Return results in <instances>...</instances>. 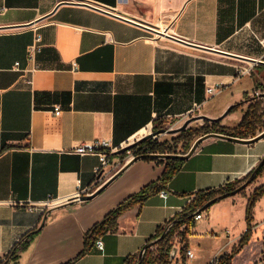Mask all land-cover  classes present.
I'll use <instances>...</instances> for the list:
<instances>
[{
	"label": "crops",
	"instance_id": "crops-1",
	"mask_svg": "<svg viewBox=\"0 0 264 264\" xmlns=\"http://www.w3.org/2000/svg\"><path fill=\"white\" fill-rule=\"evenodd\" d=\"M61 1L0 0V256L22 243L18 264H134L157 231L201 193L242 184L264 156V138L241 143L214 133L220 137L203 140L163 188L123 212L115 230L92 237L80 257L86 234L123 201L158 184L167 159L120 166V155L112 154L96 176L98 157L73 150L96 139L120 149L155 123L193 116L205 117L208 126L235 127L255 94L262 98L264 65L241 77L237 71L264 54V0ZM161 23L167 35L187 44L141 25L159 29ZM36 33L42 49L30 62L27 47ZM16 63L34 70L24 75ZM214 84L221 89L209 98L206 87ZM235 105L238 115L211 121ZM55 106L62 110L58 116ZM263 184L264 172L242 195L200 212L183 233L184 254L175 245L174 259L194 260L191 244H204L209 255L203 264L215 256L222 264L247 231L248 199ZM102 186L90 200L63 202ZM47 201L57 204L46 207ZM252 218L251 236L229 264L264 262V196ZM99 237L103 251L94 244Z\"/></svg>",
	"mask_w": 264,
	"mask_h": 264
},
{
	"label": "trees",
	"instance_id": "trees-1",
	"mask_svg": "<svg viewBox=\"0 0 264 264\" xmlns=\"http://www.w3.org/2000/svg\"><path fill=\"white\" fill-rule=\"evenodd\" d=\"M237 108L238 105L231 107L229 113L233 112ZM155 125H157V123H155ZM156 129L157 126L154 128V130ZM199 131L201 134H199L196 139L209 133L222 134L225 136L238 138V139H252L257 135H259L262 131H264V101H262L261 98L259 99L257 97H254L252 102L248 105L247 109L245 110L241 120L235 127L232 128L221 127L218 123H213L211 126L206 125L201 127ZM179 140L183 141L184 136L179 137ZM193 142L194 141L192 142L186 141V146H185L186 152L189 151ZM135 150L137 155L171 153L170 151L167 150L165 143H157L155 140L154 141L146 140L143 143L136 146ZM180 165H181V160L167 159L165 161L164 170L162 172L158 184H150L144 187L138 194L123 201L120 205H118L113 211L107 214L99 223H97L86 234L85 250L79 255V257L84 255V253L87 251L88 243L92 237L100 236L107 232L115 230L117 228V219L119 218V216L123 212L131 208L133 205L143 203L151 194H153L155 191L159 190L160 188H163L166 185V183L172 178V176L176 174V172H178V170L180 169ZM263 172H264V165L258 170L255 179L259 177ZM251 174L252 172L249 173V175L242 181V183L245 182ZM238 184L239 183H235L226 186L224 188H220L218 190H210L201 193L195 202H193L191 205L186 207L177 217H175L169 222V224H171V227L164 234V237L156 243L158 244L160 242V246L155 252V256H153L154 254L153 252H147L146 249V253L143 256L141 264H168L170 258V252L174 247L173 244L174 235L180 236V238L182 239L185 228H187L189 225H192L195 215L208 201H210L211 199H213L218 195L234 190L235 186ZM263 196H264V184L258 187L257 189H255L253 193L250 195L245 211L247 231L242 236L238 247L235 250H233L230 253V255H228L223 260H221L222 264H229L231 258L242 248L243 245H245L248 242L251 236L253 208L257 200ZM166 227L159 229L153 239H157L161 237V235H163V233L165 232ZM23 248L24 246L22 245V243L17 246L15 245L11 249L9 254L6 256L5 262L2 264H18V257H19L18 255L20 250H22ZM68 264H72V262Z\"/></svg>",
	"mask_w": 264,
	"mask_h": 264
},
{
	"label": "built area",
	"instance_id": "built-area-1",
	"mask_svg": "<svg viewBox=\"0 0 264 264\" xmlns=\"http://www.w3.org/2000/svg\"><path fill=\"white\" fill-rule=\"evenodd\" d=\"M42 25L43 24L41 22H38L32 26H33L34 31H37ZM260 43L264 48V40H261ZM41 49H42L41 35L39 33H36L33 42L27 47V59L30 62H33L35 60L36 55L41 51ZM256 61L264 62V54L259 60H256ZM256 64H257V62L251 63L250 67L239 68L237 71V77H241V76L248 74L251 71V67L253 65H256ZM15 69L17 71H21L24 75H26L27 73H30L34 70L33 67L21 70V69H19L18 63L15 64ZM220 89H221V84H214V85L207 86L206 87L207 96L209 98L216 96L219 93ZM255 96H258V94L256 93ZM61 112H62V110L59 106L53 107L54 115L58 116L61 114ZM148 133H151V130L148 131L147 134ZM141 137H143V136H141ZM156 138H157V135L152 136L148 140L154 141V140H156ZM116 150H118V149L112 147L111 142L109 140L96 139L94 141H90V142L82 143L81 145H78L77 147H75L73 152L79 156H84V155H95V156H97L98 161H99V165L95 168V175L99 176L104 172V169L109 165L110 157L112 154L115 153ZM138 156H144V155H137L136 154L134 157H138ZM91 193L92 192H90V191H77L73 195L65 198L63 202H69V201L70 202H72V201L80 202V197H82L84 195H90ZM159 194L161 195V197H164V198L168 195V193L166 191H163V190L160 191ZM56 204H57V202H55V201H47L46 203H44V205L46 207L55 206ZM201 216H202L201 213H197L195 215L194 219L198 220L201 218ZM170 227H171L170 225H167V227L165 229L166 232L169 230ZM94 244H95V247L97 250L103 251V241L101 240L100 237L95 240ZM145 253H146V249L143 248L141 251L142 256H144ZM185 255H186L187 259H193L194 258L193 251L188 250V251H186ZM6 256H3V257L0 256V264L5 262ZM218 262H219V259L217 258V256H215L212 259L211 264H217ZM258 264H264V262H261Z\"/></svg>",
	"mask_w": 264,
	"mask_h": 264
},
{
	"label": "water",
	"instance_id": "water-1",
	"mask_svg": "<svg viewBox=\"0 0 264 264\" xmlns=\"http://www.w3.org/2000/svg\"><path fill=\"white\" fill-rule=\"evenodd\" d=\"M72 2H79V1L78 0H62L60 4H66V3L69 4V3H72ZM89 6H92V5H89ZM95 8H98V7H95ZM99 10L104 11V12L110 14V15L116 16V17H118L120 19L127 20L129 22H136V21H134L132 19H129V18L125 17V16H122V15L114 12L112 9H105V8L102 9V8H99ZM42 20H44V17L38 19L36 22L38 23V22H41ZM138 24H140V23H138ZM141 25L142 26H145V28L147 30H149L150 32H152L156 36L169 37V38H171L173 40L179 41L181 43H185V41H182L181 39H179V38H177L175 36H169V35H167L166 31L165 32H161V31H159L155 27H152V26H149V25H145V24H141ZM28 26H31V24H29V25H22L21 27H28ZM185 44H187V43H185ZM250 62L251 63H256L257 62V64H263L264 65V62H261V61L250 60ZM262 96L264 98V94H262ZM230 109H231V107L227 108L220 117H218L217 119H212L211 121L212 122H216V121L222 120L223 118H225L226 116H228V114L230 112ZM200 118L205 119V117H200ZM163 132H165V131L164 130H160V131H155V132L148 133L147 135H144L143 137H140L139 139H137L135 142L131 143L130 145L124 146V147L116 150L114 154L119 155V154H121V153H123L125 151H128V150H130V149L138 146L139 144L143 143L144 141L150 139L152 136L160 135ZM211 137H220V135H217V134H214V133H209V134H206V135H204L202 137H199L198 139H196L194 141V143L192 144V146L189 149V151L186 154H184V155H179V154H146L144 156L134 157L127 164L131 163L134 160H138V159H142V158H146V157L162 158V159H173V160H183L186 157H188L189 155H191L192 153H194L195 150L197 149L198 145L203 140H205L207 138H211ZM262 138H264V131H262L259 135H257L256 137H254L252 139H238V138H235V140L237 142H241V143H253V142H256V141H258L259 139H262ZM263 165H264V156L262 157V159L260 160V162L258 163V165L252 171V174L249 176V178L245 182H243L241 185H239L237 188H235L232 191H229V192H226V193H223L221 195H218V196L214 197L213 199H211L210 201H208L198 211V213H200V212L208 209L212 204L216 203L217 201H220V200L225 199L227 197L234 196V195L240 193L241 191H243L246 187H248L254 181L258 170ZM105 184L103 186H105ZM103 186L101 188H99L95 193H93L91 195H84V196L80 197V201L90 200L92 197H94L95 195H97L101 191V189L103 188ZM169 225L171 226V224H169ZM165 233H166V230L163 233V235H161V237H159L157 239H154L152 242H150L148 245H146L144 247V249H147L148 247L154 246L159 240H161L164 237V234ZM176 252H177V248L176 247H173L172 250H171V252H170L169 261H172L174 259L175 255H176ZM142 259H143V256L140 253L139 256H138V259H137V263L136 264H141Z\"/></svg>",
	"mask_w": 264,
	"mask_h": 264
},
{
	"label": "rangeland",
	"instance_id": "rangeland-1",
	"mask_svg": "<svg viewBox=\"0 0 264 264\" xmlns=\"http://www.w3.org/2000/svg\"><path fill=\"white\" fill-rule=\"evenodd\" d=\"M165 24L161 23L160 28L158 29L161 32H165L164 30ZM262 94H264V87L262 89ZM255 97H261V94ZM262 101H264V98L262 96ZM235 116L238 115L237 109L234 110L233 112L229 113L228 116ZM208 125L206 121H204L202 118H198L196 116L193 117H188L185 120H182L178 123H163L159 122L157 125H153L151 132L155 131H160L164 130L165 132L161 133L160 135H157L156 142L157 143H165L167 150L170 151V154H179V155H184L187 152L185 151V146H186V141L187 142H192L195 141L197 136L200 133V128L203 126ZM157 126V129L154 130V128ZM147 133H145L146 135ZM144 135V134H143ZM184 136V140L180 141L179 137ZM136 140L131 141L127 145H130L131 143L135 142ZM194 143V142H193ZM126 145V146H127ZM192 146V145H191ZM191 148V147H190ZM120 155L121 162L120 166L124 165L127 161L131 160L136 155V150L135 147L125 151ZM124 155V156H123ZM252 184V183H251ZM250 184V185H251ZM241 185V184H240ZM250 185L248 187H250ZM239 185H236L235 188H237ZM246 187L243 191H241L239 194L245 193ZM178 240V241H176ZM173 244L174 246L176 245L179 246L181 254H184V251L186 249L185 241L184 238H180L177 235H174L173 237ZM160 246V242L158 244H155L151 248L147 249V252H153V256H155V252ZM195 248L196 252V258L194 260H186L183 263V258L182 256H177L172 262L169 264H203L205 261L204 259L209 255V248L207 246L203 245H197V244H191ZM177 259V261H176ZM137 261H135L134 264H136Z\"/></svg>",
	"mask_w": 264,
	"mask_h": 264
},
{
	"label": "bare ground",
	"instance_id": "bare-ground-1",
	"mask_svg": "<svg viewBox=\"0 0 264 264\" xmlns=\"http://www.w3.org/2000/svg\"><path fill=\"white\" fill-rule=\"evenodd\" d=\"M164 29H166L165 27H164ZM165 31V30H164Z\"/></svg>",
	"mask_w": 264,
	"mask_h": 264
}]
</instances>
